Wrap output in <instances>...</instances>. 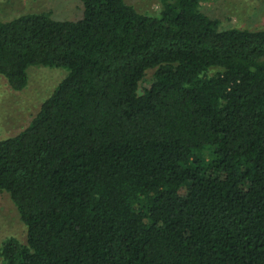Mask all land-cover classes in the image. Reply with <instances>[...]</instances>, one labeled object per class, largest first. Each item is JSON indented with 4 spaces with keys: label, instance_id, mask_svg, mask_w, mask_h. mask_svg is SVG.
Masks as SVG:
<instances>
[{
    "label": "trees",
    "instance_id": "trees-1",
    "mask_svg": "<svg viewBox=\"0 0 264 264\" xmlns=\"http://www.w3.org/2000/svg\"><path fill=\"white\" fill-rule=\"evenodd\" d=\"M82 2L76 20H0L11 89L67 70L0 139V194L26 226L0 264H264V29H223L201 0Z\"/></svg>",
    "mask_w": 264,
    "mask_h": 264
},
{
    "label": "rangeland",
    "instance_id": "rangeland-1",
    "mask_svg": "<svg viewBox=\"0 0 264 264\" xmlns=\"http://www.w3.org/2000/svg\"><path fill=\"white\" fill-rule=\"evenodd\" d=\"M138 12L158 15L161 0H125ZM201 10L220 21V27L264 29V0H201ZM50 12L55 19H80L82 0H0V20H10L23 14ZM67 70L61 67L30 66L28 84L20 91L9 87L0 76V139L16 135L27 127L43 101L64 78ZM153 79V71L146 73L139 92H144ZM202 154L207 156V152ZM9 237L26 242V226L10 195L0 194V248Z\"/></svg>",
    "mask_w": 264,
    "mask_h": 264
}]
</instances>
